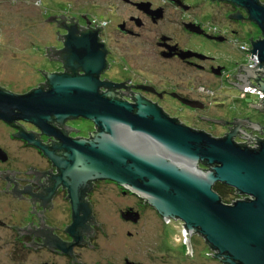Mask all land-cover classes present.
<instances>
[{"label": "flooded vegetation", "instance_id": "obj_1", "mask_svg": "<svg viewBox=\"0 0 264 264\" xmlns=\"http://www.w3.org/2000/svg\"><path fill=\"white\" fill-rule=\"evenodd\" d=\"M209 1L222 2L231 8L226 22L236 19L235 14L248 20L242 7L225 1ZM82 3L84 11L64 8V12L47 16L57 26L59 37L56 47L48 49L58 66L53 73L70 72L62 52L70 30H74L77 38L95 34L104 58V65L97 73L100 94L106 93L109 99L132 105L141 100L195 130L201 129H196L193 121L221 122L225 130L219 137L238 126L233 140L242 145L259 138L252 134L253 125L259 127L258 135H264V126L252 121L249 112H241L242 108L237 107L242 106L241 101L232 93L234 90L243 93L244 88L258 90V81H264V72H256L254 78L246 70L256 67H250L248 59L252 58V43L263 38L257 26L260 37L241 47L237 44V30L229 28L228 31L223 23L209 25L211 19L201 15L204 8L200 0H86ZM70 8L75 6L71 4ZM133 41L140 45L135 51L129 47ZM237 54L245 60L232 61L231 57ZM75 70L78 75L84 74L78 67ZM37 87L47 89L45 75ZM263 102L264 97L259 99L258 107L250 106L264 114ZM211 108H215L214 113L210 112ZM77 119L81 118H67L62 124L51 120L52 134L21 119L12 122L0 119V264H115L103 257L104 231L112 223L117 244L120 230L123 232L125 228L128 229L124 236L129 240L139 237V229L147 218L141 209L142 202L162 223L175 221L184 226L179 219L163 218L145 199L109 179L84 183L74 203L60 175V167L45 149L55 157H63L64 149L57 136H61L60 132L71 139H90L97 131L96 126L91 122L92 129L80 134L82 130L73 125ZM20 132L30 133L39 145L18 136ZM197 167L205 168L201 162ZM104 183L114 184L119 189L116 195L122 199L130 196L134 201L127 204L125 199L112 201L116 207L112 211L116 219L112 222L106 219L108 199L100 189ZM164 227L163 240L168 237ZM191 235L186 230V236ZM121 264L142 262L129 260L122 252Z\"/></svg>", "mask_w": 264, "mask_h": 264}, {"label": "water", "instance_id": "obj_2", "mask_svg": "<svg viewBox=\"0 0 264 264\" xmlns=\"http://www.w3.org/2000/svg\"><path fill=\"white\" fill-rule=\"evenodd\" d=\"M218 1L245 9L248 20L262 32L263 38L250 49L259 63L246 68L256 78V72H264V5L259 0ZM73 32L69 31L62 50L70 72L45 73L46 90L34 87L17 94L0 87V119H21L47 134L54 133L51 120L91 121L97 131L90 139L57 135L64 149L62 158L45 149L60 167L74 203L84 183L109 179L145 199L163 218L181 220L188 235L199 232L214 251L213 259L223 264H264V139L250 148L233 140L238 126L223 137H213L141 100L132 105L100 94L101 44L95 34L77 38ZM49 48L53 47H45L47 55ZM77 67L83 75L76 73ZM257 89L264 95V81H258ZM18 136L39 145L30 133ZM199 162L205 168L199 169ZM215 183L246 198L223 203L213 190Z\"/></svg>", "mask_w": 264, "mask_h": 264}, {"label": "rangeland", "instance_id": "obj_3", "mask_svg": "<svg viewBox=\"0 0 264 264\" xmlns=\"http://www.w3.org/2000/svg\"><path fill=\"white\" fill-rule=\"evenodd\" d=\"M0 0V86L13 93H25L30 89L37 87L44 80V74L54 72L58 66L50 55L45 54V47H56L58 35L56 25L52 21L45 20L49 14L54 12H64V8L69 11H84L83 0ZM202 10L206 18H210L211 26H221L226 24L229 28L237 30V44L249 43L250 40H256L260 37V32L256 25L245 19H233L226 22V14L229 6L222 2H211L209 0H200ZM264 5V0H259ZM75 6L71 9L70 5ZM63 7V8H62ZM234 10V8H232ZM46 10V13H44ZM236 10V8H235ZM243 14V13H241ZM120 42H122L120 40ZM139 43L135 41L129 44L132 51L139 48ZM142 47H146L143 45ZM232 61L243 62L244 57L234 55ZM237 96L242 106L241 112H249L252 121H257L259 125L264 126V114L257 111L259 98L257 94L240 93L238 90L232 92ZM250 105H254L252 108ZM235 111L234 108L230 109ZM210 112L214 113L215 108H211ZM216 116V115H215ZM219 117V116H216ZM196 129L208 133L213 137H219L225 130L224 124L216 121H193ZM76 128L81 129L80 134H86L90 131L91 121L86 119H77L73 121ZM254 136L263 138L264 135H258L256 130L252 131ZM244 139H238L243 142ZM100 189L104 193L106 202V210H109L106 219L115 220L116 216H112L114 210L113 202L125 199V203L134 202L130 196L122 199L118 194L119 189L114 184L104 183ZM246 197V196H243ZM235 197L228 193L227 200L233 201ZM231 203V202H230ZM228 204V203H227ZM105 205V206H106ZM116 208V207H115ZM141 209L147 218L143 222L144 226L139 229V238L128 239L124 235L125 228L120 230V242L117 244L112 223L108 225L109 229L105 232L106 250L103 257L115 264H121V254L127 259L140 260L142 264H223L218 259H213V250L206 244L204 238L195 233L191 236H184V228L179 223L172 221L171 223H162L153 216L149 206L142 202ZM111 214V215H110ZM114 213L113 215H115ZM165 226V227H164ZM163 227L168 237L163 240ZM131 230V229H130ZM133 231V230H132ZM126 238V239H125ZM188 240L186 241V239ZM170 240V242H169ZM191 242V243H190ZM117 252L118 254H116ZM97 256L94 257V259Z\"/></svg>", "mask_w": 264, "mask_h": 264}, {"label": "trees", "instance_id": "obj_4", "mask_svg": "<svg viewBox=\"0 0 264 264\" xmlns=\"http://www.w3.org/2000/svg\"><path fill=\"white\" fill-rule=\"evenodd\" d=\"M259 138L255 137L251 139V142H259ZM213 190L218 194L220 201L223 203H232L235 200H240V199H245L246 197H243L244 195L239 193L236 189L225 186L223 184L220 183H215L213 185ZM228 193L232 194L233 197H235L233 201H229L226 199V197L228 196Z\"/></svg>", "mask_w": 264, "mask_h": 264}, {"label": "built area", "instance_id": "obj_5", "mask_svg": "<svg viewBox=\"0 0 264 264\" xmlns=\"http://www.w3.org/2000/svg\"><path fill=\"white\" fill-rule=\"evenodd\" d=\"M251 57L252 58L249 57V59H248V65L250 67H254L255 65H257V62H258L257 57L255 55H252ZM243 93H248V94H254L255 93V94H257L259 99H263V97H264V95L260 91L255 90L253 88H244ZM257 145L258 144L251 142V144L249 143V145H247V146L250 148H255V147H257ZM183 228H184L183 235L186 237V228L184 226H183Z\"/></svg>", "mask_w": 264, "mask_h": 264}, {"label": "bare ground", "instance_id": "obj_6", "mask_svg": "<svg viewBox=\"0 0 264 264\" xmlns=\"http://www.w3.org/2000/svg\"><path fill=\"white\" fill-rule=\"evenodd\" d=\"M191 243V242H190Z\"/></svg>", "mask_w": 264, "mask_h": 264}]
</instances>
